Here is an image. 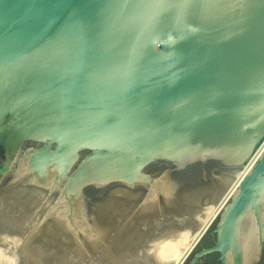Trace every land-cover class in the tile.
<instances>
[{"label":"water","instance_id":"95a60500","mask_svg":"<svg viewBox=\"0 0 264 264\" xmlns=\"http://www.w3.org/2000/svg\"><path fill=\"white\" fill-rule=\"evenodd\" d=\"M263 140L264 0H0V264H174ZM187 256L264 264V150Z\"/></svg>","mask_w":264,"mask_h":264},{"label":"flooded vegetation","instance_id":"af4514ba","mask_svg":"<svg viewBox=\"0 0 264 264\" xmlns=\"http://www.w3.org/2000/svg\"><path fill=\"white\" fill-rule=\"evenodd\" d=\"M14 137L15 136H13L12 139ZM33 138L36 139L39 142L42 141V139H39L38 135H31L30 133L29 134H25L22 139H20V138H17L16 139L15 138L16 141L14 143H12V145H14L17 148L16 154H15V158H13L11 160H6L4 164H11V168L14 167V169H15V167L16 168H19L21 165L26 166L27 168H28L29 165H32L34 163L33 159H30L29 160L30 163H26L25 161L27 160V158H25V159L24 158L23 159L22 158L16 159V155H17V152L24 145L23 144L24 143V140H28L29 141V140H32ZM34 144L35 145H32V143H30L29 149L30 148L32 149L34 147L41 148V146H38L39 143H34ZM41 145H42V143H41ZM32 146H34V147H32ZM45 147H47V146H45ZM29 157H31V155ZM32 167H33V165H32ZM169 185L171 186V184H169ZM31 186H35V185L32 184V183H30V178H28V176L26 174L22 176L20 174H14L13 175L12 173H10L8 175L3 176V178L1 177L0 178V213L3 212V216H4L5 211L9 210L10 211V214H8L9 215L8 218H12V219L13 218H16V216H15V215H17L16 214V211H20L21 213H23V212L26 213V209H23V208H25V205H23V203H26L27 202L26 205L30 204L34 200V198L36 197V194H37V193L33 194V192H35V190L32 189ZM27 188H29V189H27ZM40 193H43V196H44L43 198H45L46 195H47L46 193H44L42 191H40ZM26 199H28V201L25 202L24 200H26ZM7 200L8 201H11V204L10 205L6 204V201ZM14 205H15V207H14ZM39 205H40V202L37 204L36 209L33 208V210H32L33 212H30V213H34V214L35 213H38L37 211H39L40 208L42 207V206L39 207ZM8 208H10V209H8ZM38 218H40V217L39 216L35 217V220L31 221V223L33 225L36 224L37 222L35 223L34 221H37V220L39 221ZM6 220H7V218H6ZM27 227H31L30 224H27ZM191 243L192 242L190 241V243L187 245L186 249L189 247V245ZM186 249H185V251H186Z\"/></svg>","mask_w":264,"mask_h":264},{"label":"bare ground","instance_id":"6f19581e","mask_svg":"<svg viewBox=\"0 0 264 264\" xmlns=\"http://www.w3.org/2000/svg\"><path fill=\"white\" fill-rule=\"evenodd\" d=\"M264 150V143L261 145V147L259 148V150L255 153V155L252 157L251 161L249 162V165L247 167H245L239 174V176L234 180V183L230 186V188L226 191V193L224 194L223 198L218 202V204L216 205V207L213 209V211L211 212V214L208 216V218L206 219L205 223L203 224V226L198 230V232L195 234V236L198 234L197 238L203 233V231L209 226V224L212 222L213 218L215 216L218 215V213L221 211V209L224 207V205L226 204V202L229 200V198L231 197V195L234 193V191L236 190L238 184L240 183V181L243 179V177H245V175L249 172L252 164L257 160L259 154L262 153V151ZM194 236V238H195ZM193 239L191 240V244L189 245V247L187 248V250L184 252V255L180 258V260H178L177 263L175 264H181L182 261L187 257V255L189 254V252L192 250L195 241L197 240Z\"/></svg>","mask_w":264,"mask_h":264},{"label":"rangeland","instance_id":"374dc122","mask_svg":"<svg viewBox=\"0 0 264 264\" xmlns=\"http://www.w3.org/2000/svg\"><path fill=\"white\" fill-rule=\"evenodd\" d=\"M263 143H264V140H263V142L260 144V146L258 147V149L261 147V145H262ZM258 149L255 151V153L258 151ZM255 153H254V154H255ZM254 154L252 155V157L254 156ZM250 159H251V158H250ZM248 162H249V161H248ZM248 162H247V164H248ZM247 164H246V165H247ZM246 165H245V166H246ZM239 174H240V173H239ZM238 176H239V175H238ZM238 176H237V177H238ZM233 183H234V182H233ZM233 183H232V184H233ZM229 188H230V187H229ZM222 198H223V197H222ZM222 198H221V199H222ZM204 223H205V222H204ZM185 249H186V248H185ZM184 252H185V250L182 252V254L179 256V258L177 259V261H176L175 263L178 262V260L180 259V257L183 255ZM187 257H188V256H187ZM185 260H186V259H185ZM175 263H174V264H175ZM182 264H183V263H182Z\"/></svg>","mask_w":264,"mask_h":264},{"label":"crops","instance_id":"0c3cea01","mask_svg":"<svg viewBox=\"0 0 264 264\" xmlns=\"http://www.w3.org/2000/svg\"><path fill=\"white\" fill-rule=\"evenodd\" d=\"M187 250V249H186ZM184 255V254H183Z\"/></svg>","mask_w":264,"mask_h":264},{"label":"built area","instance_id":"2783aa9c","mask_svg":"<svg viewBox=\"0 0 264 264\" xmlns=\"http://www.w3.org/2000/svg\"><path fill=\"white\" fill-rule=\"evenodd\" d=\"M259 150V149H258Z\"/></svg>","mask_w":264,"mask_h":264}]
</instances>
